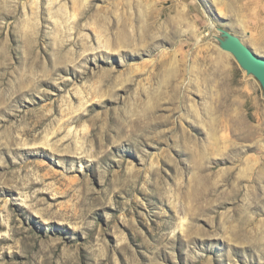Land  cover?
Here are the masks:
<instances>
[{"label": "rangeland", "instance_id": "1", "mask_svg": "<svg viewBox=\"0 0 264 264\" xmlns=\"http://www.w3.org/2000/svg\"><path fill=\"white\" fill-rule=\"evenodd\" d=\"M226 33L264 58V0H0V264H264V88Z\"/></svg>", "mask_w": 264, "mask_h": 264}, {"label": "water", "instance_id": "2", "mask_svg": "<svg viewBox=\"0 0 264 264\" xmlns=\"http://www.w3.org/2000/svg\"><path fill=\"white\" fill-rule=\"evenodd\" d=\"M227 43V44H226ZM221 46L225 51L232 53L242 64L245 70L253 74L264 88V58L257 55L252 49L245 46L237 37L229 33L225 34V39L221 41Z\"/></svg>", "mask_w": 264, "mask_h": 264}, {"label": "bare ground", "instance_id": "3", "mask_svg": "<svg viewBox=\"0 0 264 264\" xmlns=\"http://www.w3.org/2000/svg\"><path fill=\"white\" fill-rule=\"evenodd\" d=\"M125 39H126V36L124 37ZM123 40V39H122ZM125 43V42H124ZM227 44V43H226ZM217 54H218V58L219 59H221V64L223 65V67H224V69H226V61H227V63H228V60L226 59L228 56L226 55V53H221V52H216ZM258 53L259 54H264L263 53V51L262 50H258ZM229 55V54H228ZM218 59V60H219ZM216 60H217V58H216ZM226 60V61H225ZM219 63V62H218ZM229 64V63H228ZM228 66V65H227ZM227 74V73H226ZM224 75V74H223ZM227 76L228 77H230L229 76V74H227ZM228 80V79H227ZM209 81V80H208ZM226 81V80H225ZM216 83V82H215ZM199 84H200V82H199ZM202 84V83H201ZM243 84V83H242ZM198 85V84H197ZM224 87V86H223ZM227 87V86H226ZM240 87V86H239ZM243 87V86H242ZM234 88V87H233ZM237 88V87H236ZM226 91V90H225ZM226 92H228V91H226ZM232 92V91H231ZM230 93V92H229ZM225 95V94H224ZM211 96V95H210ZM217 97V96H216ZM211 98H214V96H211ZM211 98H209V99H211ZM224 99H226V101H227V99H228V95H227V97L226 98H224ZM224 99H222V100H224ZM214 100H215V98H214ZM211 101H212V99H211ZM220 101V100H219ZM256 101V100H255ZM221 102V101H220ZM215 103L212 101V103H210L209 105H207V111H208V113L209 114H211V115H214L215 113H216V109H215V105H214ZM219 105H221V108H223L225 105H222V103L221 104H219ZM259 106H260V104H259ZM193 109H194V112L195 113H193V114H195V119L196 120H198V122L199 123H202V125H203V127L207 130V132H208V134H210V135H212L213 134V128H212V126H209V124L207 123V122H204L203 120H202V118H201V115L199 114L200 113V111L198 112V110L193 106ZM258 110V109H257ZM189 112V111H188ZM207 117V116H206ZM210 119V118H209ZM247 119V118H246ZM240 121H241V125H242V130L243 131H245V130H247V129H250L251 131H252V133L250 134L254 139L255 138H257L258 136H259V134H260V131H261V129H260V124L259 125H250V124H248L246 121H245V119H244V117L243 116H241L240 117V120L238 119V120H234L233 118H231L230 119V122H232V123H234V124H240ZM196 122V121H195ZM211 122V121H210ZM258 123V122H257ZM210 127V130L208 129ZM195 154V153H194ZM196 157V156H195Z\"/></svg>", "mask_w": 264, "mask_h": 264}]
</instances>
